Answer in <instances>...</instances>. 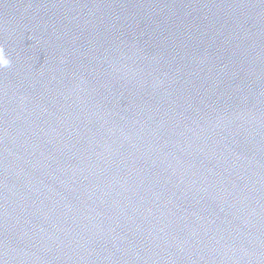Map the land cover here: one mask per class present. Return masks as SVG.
Returning <instances> with one entry per match:
<instances>
[{"label":"water","instance_id":"obj_1","mask_svg":"<svg viewBox=\"0 0 264 264\" xmlns=\"http://www.w3.org/2000/svg\"><path fill=\"white\" fill-rule=\"evenodd\" d=\"M0 16L264 188V0H0Z\"/></svg>","mask_w":264,"mask_h":264},{"label":"clouds","instance_id":"obj_2","mask_svg":"<svg viewBox=\"0 0 264 264\" xmlns=\"http://www.w3.org/2000/svg\"><path fill=\"white\" fill-rule=\"evenodd\" d=\"M9 61L4 57L2 50H0V66H8Z\"/></svg>","mask_w":264,"mask_h":264}]
</instances>
